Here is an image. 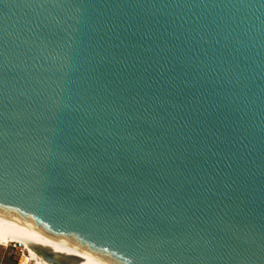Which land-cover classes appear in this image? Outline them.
Masks as SVG:
<instances>
[{
	"label": "water",
	"instance_id": "95a60500",
	"mask_svg": "<svg viewBox=\"0 0 264 264\" xmlns=\"http://www.w3.org/2000/svg\"><path fill=\"white\" fill-rule=\"evenodd\" d=\"M0 227L48 264H264V0H0Z\"/></svg>",
	"mask_w": 264,
	"mask_h": 264
},
{
	"label": "bare ground",
	"instance_id": "6f19581e",
	"mask_svg": "<svg viewBox=\"0 0 264 264\" xmlns=\"http://www.w3.org/2000/svg\"><path fill=\"white\" fill-rule=\"evenodd\" d=\"M14 244L19 248L22 253V262L20 264H27L32 262L33 264H48L43 261L41 256L36 252L37 250H31L18 238L14 237L4 229L0 227V247H7L8 245ZM51 254H55L61 257L71 258L76 264H109L97 258L95 256L85 254L76 250L58 247L43 248Z\"/></svg>",
	"mask_w": 264,
	"mask_h": 264
},
{
	"label": "rangeland",
	"instance_id": "374dc122",
	"mask_svg": "<svg viewBox=\"0 0 264 264\" xmlns=\"http://www.w3.org/2000/svg\"><path fill=\"white\" fill-rule=\"evenodd\" d=\"M22 253L20 250L11 248V245L7 247H0V264H18L22 262ZM27 264H33L29 262Z\"/></svg>",
	"mask_w": 264,
	"mask_h": 264
},
{
	"label": "built area",
	"instance_id": "2783aa9c",
	"mask_svg": "<svg viewBox=\"0 0 264 264\" xmlns=\"http://www.w3.org/2000/svg\"><path fill=\"white\" fill-rule=\"evenodd\" d=\"M11 248L18 250L19 248H17L14 244H11ZM18 264H20V262H18Z\"/></svg>",
	"mask_w": 264,
	"mask_h": 264
}]
</instances>
